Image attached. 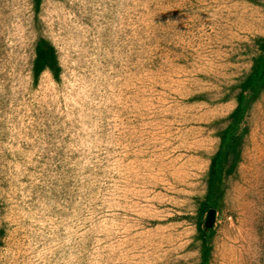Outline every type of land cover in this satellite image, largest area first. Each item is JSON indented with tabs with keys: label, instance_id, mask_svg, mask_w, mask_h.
<instances>
[{
	"label": "rangeland",
	"instance_id": "rangeland-1",
	"mask_svg": "<svg viewBox=\"0 0 264 264\" xmlns=\"http://www.w3.org/2000/svg\"><path fill=\"white\" fill-rule=\"evenodd\" d=\"M261 41L264 0H0V264H264V88L199 213Z\"/></svg>",
	"mask_w": 264,
	"mask_h": 264
},
{
	"label": "trees",
	"instance_id": "trees-1",
	"mask_svg": "<svg viewBox=\"0 0 264 264\" xmlns=\"http://www.w3.org/2000/svg\"><path fill=\"white\" fill-rule=\"evenodd\" d=\"M33 2L37 5L40 0ZM257 53L258 55L251 61L248 76L238 89L234 100L235 106L228 116L227 124L218 136V149L207 169L205 195L199 206L200 214L212 211L217 205L222 194V180L228 176L238 160L241 121L254 98L264 88V41L260 42ZM56 66L53 49L46 42L39 40L34 47L33 76L43 71L52 73ZM197 232L204 238L202 230L197 229ZM199 257L201 264H206L208 247L204 240H201Z\"/></svg>",
	"mask_w": 264,
	"mask_h": 264
},
{
	"label": "water",
	"instance_id": "water-1",
	"mask_svg": "<svg viewBox=\"0 0 264 264\" xmlns=\"http://www.w3.org/2000/svg\"><path fill=\"white\" fill-rule=\"evenodd\" d=\"M211 216H212V212L208 211L207 215H206V224H208V225L210 224Z\"/></svg>",
	"mask_w": 264,
	"mask_h": 264
}]
</instances>
